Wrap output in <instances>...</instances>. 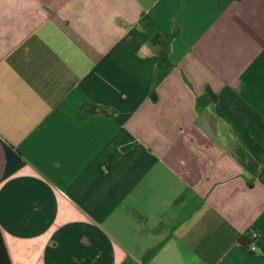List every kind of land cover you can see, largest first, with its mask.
Masks as SVG:
<instances>
[{
    "label": "crops",
    "instance_id": "1",
    "mask_svg": "<svg viewBox=\"0 0 264 264\" xmlns=\"http://www.w3.org/2000/svg\"><path fill=\"white\" fill-rule=\"evenodd\" d=\"M0 229L12 264H264V0H0Z\"/></svg>",
    "mask_w": 264,
    "mask_h": 264
},
{
    "label": "trees",
    "instance_id": "2",
    "mask_svg": "<svg viewBox=\"0 0 264 264\" xmlns=\"http://www.w3.org/2000/svg\"><path fill=\"white\" fill-rule=\"evenodd\" d=\"M0 264H12L1 229H0Z\"/></svg>",
    "mask_w": 264,
    "mask_h": 264
},
{
    "label": "built area",
    "instance_id": "3",
    "mask_svg": "<svg viewBox=\"0 0 264 264\" xmlns=\"http://www.w3.org/2000/svg\"><path fill=\"white\" fill-rule=\"evenodd\" d=\"M247 236L249 238V241L247 242V248L249 249V251L255 252L256 251L255 242L258 238V232H256L255 230H250L247 233Z\"/></svg>",
    "mask_w": 264,
    "mask_h": 264
}]
</instances>
